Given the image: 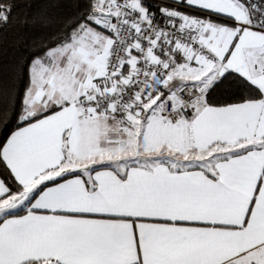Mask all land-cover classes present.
<instances>
[{
    "label": "snow or ice",
    "instance_id": "6c2138e0",
    "mask_svg": "<svg viewBox=\"0 0 264 264\" xmlns=\"http://www.w3.org/2000/svg\"><path fill=\"white\" fill-rule=\"evenodd\" d=\"M32 8L0 0V264H264V0Z\"/></svg>",
    "mask_w": 264,
    "mask_h": 264
},
{
    "label": "trees",
    "instance_id": "16d2710c",
    "mask_svg": "<svg viewBox=\"0 0 264 264\" xmlns=\"http://www.w3.org/2000/svg\"><path fill=\"white\" fill-rule=\"evenodd\" d=\"M16 2H17L18 5H19V9H18V11L21 10V9H24L25 6H26L28 3H30V2L33 4V8L30 9L29 11H33V10L36 9L37 4L40 3V2H42V0H16ZM12 31H14V29L9 31V38L11 37V32H12ZM8 51H9V54H11V49H9Z\"/></svg>",
    "mask_w": 264,
    "mask_h": 264
}]
</instances>
